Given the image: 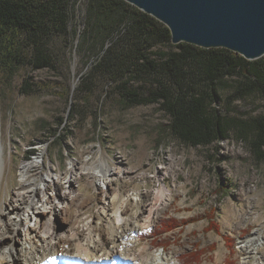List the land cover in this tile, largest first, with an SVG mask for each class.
<instances>
[{
    "label": "rangeland",
    "instance_id": "obj_1",
    "mask_svg": "<svg viewBox=\"0 0 264 264\" xmlns=\"http://www.w3.org/2000/svg\"><path fill=\"white\" fill-rule=\"evenodd\" d=\"M77 43L76 38L74 47ZM72 65L63 77L53 71L25 72L23 78L6 82L0 77V145L5 162L0 205L18 189L25 162L37 160L44 149L40 159L44 172L64 178L72 163L84 170L75 187L77 199L65 210L64 220L77 221L78 226L92 220L94 230L106 235L100 216L106 196L84 174L87 168L99 169L100 157L128 172L106 188L109 198L114 193L121 200L132 193L142 198L162 184L171 189L168 207L141 236L142 244L152 245L151 252L159 250L173 264H243L241 245L256 236L261 244L258 256L264 262V148L259 156L237 137L208 148L188 147L171 136L169 118L158 105L122 111L115 97L105 100L97 86L85 104V92L76 91L91 63L83 65L74 51ZM232 86L222 90L219 109L230 117L264 119L262 98L252 94L232 100ZM60 119H65L62 125ZM59 188L66 189L63 182ZM129 201L128 214L139 210ZM176 223L179 228L164 233ZM255 261L254 257L247 264Z\"/></svg>",
    "mask_w": 264,
    "mask_h": 264
},
{
    "label": "trees",
    "instance_id": "obj_2",
    "mask_svg": "<svg viewBox=\"0 0 264 264\" xmlns=\"http://www.w3.org/2000/svg\"><path fill=\"white\" fill-rule=\"evenodd\" d=\"M74 51L83 65L91 63L76 91L85 92V104L97 86L122 111L158 105L171 136L188 147L237 137L263 156L264 119L230 117L219 107L229 83L232 100L258 94L264 101V57L248 61L226 49L174 45L163 23L124 0H0L5 82L36 71L63 77L72 69ZM177 228L170 225L164 233Z\"/></svg>",
    "mask_w": 264,
    "mask_h": 264
},
{
    "label": "bare ground",
    "instance_id": "obj_3",
    "mask_svg": "<svg viewBox=\"0 0 264 264\" xmlns=\"http://www.w3.org/2000/svg\"><path fill=\"white\" fill-rule=\"evenodd\" d=\"M45 152L42 149L37 160L25 162L18 189L12 199L0 205V264H173L159 250L151 252L150 243H141V236L151 230L158 212L172 200L168 186L162 184L161 189L142 198L133 193L122 196V200L118 193L109 198L106 188L128 172L109 166L99 157V169L87 168L84 174L95 180L104 191L106 203L109 201V206L105 203L101 208L100 216L107 230L103 235L99 229L94 230L92 220L84 226H78L77 221L73 224L67 217L64 220L65 210L68 212L77 199L75 187L84 170L72 163L64 178L59 173L44 172L40 159ZM3 156L4 148L0 145V187L5 172ZM62 182L64 190L59 188ZM129 200L139 210L128 214ZM260 247L256 236L242 244L243 264L254 257V264H264L258 256Z\"/></svg>",
    "mask_w": 264,
    "mask_h": 264
},
{
    "label": "water",
    "instance_id": "obj_4",
    "mask_svg": "<svg viewBox=\"0 0 264 264\" xmlns=\"http://www.w3.org/2000/svg\"><path fill=\"white\" fill-rule=\"evenodd\" d=\"M163 23L172 43L264 57V0H124Z\"/></svg>",
    "mask_w": 264,
    "mask_h": 264
}]
</instances>
